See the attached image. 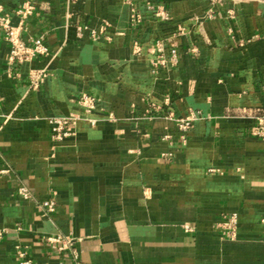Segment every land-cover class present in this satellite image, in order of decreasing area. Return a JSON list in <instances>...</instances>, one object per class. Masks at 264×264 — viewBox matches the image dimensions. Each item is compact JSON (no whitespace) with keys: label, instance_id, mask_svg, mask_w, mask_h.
<instances>
[{"label":"crops","instance_id":"crops-1","mask_svg":"<svg viewBox=\"0 0 264 264\" xmlns=\"http://www.w3.org/2000/svg\"><path fill=\"white\" fill-rule=\"evenodd\" d=\"M26 2L23 40L43 36L52 54L12 65L0 31V264H264V139L252 135L264 0L0 5L17 25ZM158 41L179 61L154 72ZM35 69L48 72L38 89ZM83 93L98 100L91 114ZM168 112L196 117L186 140ZM62 116L78 118L74 134L55 141L49 119ZM48 199L52 215L40 206ZM58 234L76 257L44 240Z\"/></svg>","mask_w":264,"mask_h":264},{"label":"built area","instance_id":"built-area-1","mask_svg":"<svg viewBox=\"0 0 264 264\" xmlns=\"http://www.w3.org/2000/svg\"><path fill=\"white\" fill-rule=\"evenodd\" d=\"M153 8V6H151ZM159 15L163 18L168 19V14L163 7H158L157 9ZM34 6L30 2H26L16 10L17 16L20 21L17 25L13 24L12 16L6 12L4 6L0 5V31L3 33L4 39L10 45V56L9 62L12 65L21 64L25 61L33 60L37 57H48L52 54L50 48L46 45L44 37L40 36L32 41V44H27L22 38V31L25 28L26 20L33 14ZM132 20L138 23L141 17L138 13L134 12L132 14ZM108 24L103 26V31L106 30ZM83 26H77L78 34L81 35ZM93 37L97 34L95 31H91ZM134 52L140 54L142 51L139 42L134 43ZM154 56L152 61L153 71L156 72L161 68H167L168 66H176L179 61L178 48L175 45L166 47L163 41H158L152 50ZM48 76V72L45 69H35L29 73L30 87L33 89H38L45 81ZM262 91L264 95V85L262 86ZM79 104L82 106L86 114H91L98 105V100L96 97L83 93L78 99ZM169 102V98L166 99V103ZM160 109L159 106H154V110ZM168 117L174 119L179 132L182 134L183 140H186V134L190 129L195 116L179 117L175 116L172 112L167 113ZM2 116L0 112V117ZM253 117L255 118V125L252 128V135L255 137L264 139V105L257 108L254 112ZM77 117H52L49 119L51 127V135L53 140L62 141L74 134L73 127L77 121ZM91 124H95L94 119H90ZM19 194L24 198H30L32 192L29 188L23 186L19 189ZM40 206L43 210L52 215L56 210V202L54 199H48L43 201ZM237 224V215L234 214L229 219V230L232 234L235 233V226ZM44 240L57 252L69 251L74 257H76L73 250V240L61 234L51 235L44 238ZM21 257H24L23 253H20ZM22 264H32L30 260L24 259Z\"/></svg>","mask_w":264,"mask_h":264}]
</instances>
